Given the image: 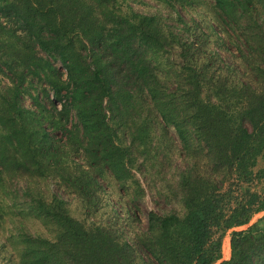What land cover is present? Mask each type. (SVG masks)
I'll return each mask as SVG.
<instances>
[{
    "label": "trees",
    "instance_id": "1",
    "mask_svg": "<svg viewBox=\"0 0 264 264\" xmlns=\"http://www.w3.org/2000/svg\"><path fill=\"white\" fill-rule=\"evenodd\" d=\"M156 1L144 14L128 0H0V224H17L5 264H215L226 233L264 211V0H215L221 34L174 8L187 0ZM172 147L179 210H149L145 228L136 205L85 224L33 190L53 182L91 209L106 174L142 194L135 171L152 152L171 167ZM229 246L218 264H264V226L231 230Z\"/></svg>",
    "mask_w": 264,
    "mask_h": 264
},
{
    "label": "rangeland",
    "instance_id": "2",
    "mask_svg": "<svg viewBox=\"0 0 264 264\" xmlns=\"http://www.w3.org/2000/svg\"><path fill=\"white\" fill-rule=\"evenodd\" d=\"M128 3L130 6H132L133 10L144 14H153L157 10L162 9L164 6V3L158 2L156 0H128ZM174 8L179 11L186 20L194 18V20L198 21L201 24V29L204 32L206 30H210L209 28H214V31H218V34L222 33L220 29L221 27L218 25V23L223 25V20L217 22L215 18L216 13L218 12V9L215 6V0H187L184 4L175 1ZM56 65L59 66V63H56ZM6 82L7 79L5 76L0 74V85ZM24 103L25 105L30 106V100L28 98H24ZM59 134V132H56V136H59ZM173 138L176 140V145L179 146L180 144L176 136ZM127 139L128 137H125V140ZM171 150L174 151V148L172 147ZM175 152L178 153V150H175L171 156V159L175 160V162L171 164V167L167 165L168 160L170 159L168 155H161L162 153H159L158 155L154 154L156 159H163L161 160L162 164H158L157 162H154L155 158L153 159L152 152L150 155L145 157L146 161H143V165L140 166V170L143 172V174L134 170L135 175L139 180L140 186L144 189L142 194H135L134 191L137 189V187L132 185L135 183L131 180L121 183L116 182L114 178H111V176L106 174L99 176L98 186L92 200L93 206L91 209L87 207V202H84L83 199L79 198V196L74 194L70 189L66 190L65 187H61L59 184H55L53 182H49L48 184L44 181H40L34 185L33 190L35 192L42 193L46 199L51 198L52 194H54V191L57 192L58 195L61 196L65 201V207L68 210V213L76 219L82 220L85 224H111L114 222L113 218L116 219L118 218V214L121 212L123 213L122 209L126 205H130L131 207L136 205L139 207L136 212L138 213V216L142 222L140 227L145 228L146 217L149 210H154L158 213H164L173 208L179 210L178 202H176L173 198H171L170 195L167 194V189L165 188L168 186V184L164 181L174 173L172 171V169L175 171L174 166L177 167L179 164L185 166L186 164L182 159L184 152H179L181 153L179 156L174 155ZM164 156H167V158L164 159ZM73 157L76 162L83 163V160L78 156ZM141 158L142 157L140 154L137 155V162H139ZM164 161L167 164L163 163ZM259 167H264V155L260 156L257 160V168ZM159 169H161L160 172ZM121 184H125L123 185L124 187H122ZM20 185L22 184H17L15 186V190L18 189ZM125 217L126 214L122 216V218ZM255 222L261 226H264V211L256 213L251 218L249 224L232 228L226 233L222 240V257L219 261L215 262V264H218L221 260L228 259L230 256V246L229 251H225L223 248V245L226 243V241L229 243V232L231 230L244 229L248 225ZM31 223L32 221L25 222L26 229L28 231L46 234V228L42 224H39L38 222L33 224ZM14 225L11 226L9 222L0 224V244L5 242L7 248L4 252V255L0 256V264H5L4 262L10 255L11 258H14L15 256V252H13L14 246L6 241V237L10 234V229L13 228Z\"/></svg>",
    "mask_w": 264,
    "mask_h": 264
},
{
    "label": "bare ground",
    "instance_id": "3",
    "mask_svg": "<svg viewBox=\"0 0 264 264\" xmlns=\"http://www.w3.org/2000/svg\"><path fill=\"white\" fill-rule=\"evenodd\" d=\"M223 248L225 251H229V243L226 241V243L223 245Z\"/></svg>",
    "mask_w": 264,
    "mask_h": 264
}]
</instances>
